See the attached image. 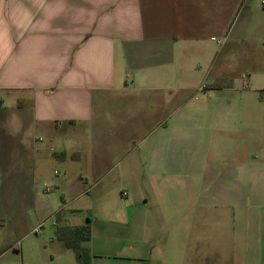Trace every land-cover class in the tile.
Segmentation results:
<instances>
[{"label":"crops","instance_id":"1","mask_svg":"<svg viewBox=\"0 0 264 264\" xmlns=\"http://www.w3.org/2000/svg\"><path fill=\"white\" fill-rule=\"evenodd\" d=\"M262 1L0 0V194L30 158L78 145L81 160L72 130L95 147L157 131L185 168L159 177L173 185L161 209L182 212L175 237L211 254L216 215L233 211L235 256L264 264V89L250 87L264 80Z\"/></svg>","mask_w":264,"mask_h":264},{"label":"rangeland","instance_id":"2","mask_svg":"<svg viewBox=\"0 0 264 264\" xmlns=\"http://www.w3.org/2000/svg\"><path fill=\"white\" fill-rule=\"evenodd\" d=\"M256 86L264 89V80L253 74L250 87ZM87 130L77 128L70 135L84 142L81 160L75 145L64 161L30 158L25 167L16 162L24 172L34 170L28 176L8 174L2 183L0 264H242L235 256L233 211L222 215L223 226L216 215L211 254L202 243L196 248L190 236L175 237L173 220L182 212L165 205L161 209V189L173 185L172 178L159 182V177L185 170L174 160L179 148L158 145L157 131L140 143L146 130L120 131L115 145L95 147L93 131ZM165 148L172 161L158 160ZM183 212L189 216L190 210ZM84 224L92 229L91 239L83 243L90 259L80 263L57 231Z\"/></svg>","mask_w":264,"mask_h":264},{"label":"trees","instance_id":"3","mask_svg":"<svg viewBox=\"0 0 264 264\" xmlns=\"http://www.w3.org/2000/svg\"><path fill=\"white\" fill-rule=\"evenodd\" d=\"M91 236L92 229L90 224L61 226L57 231V237L75 252L80 263H86L90 259V254L87 248L83 246V242L89 241Z\"/></svg>","mask_w":264,"mask_h":264},{"label":"built area","instance_id":"4","mask_svg":"<svg viewBox=\"0 0 264 264\" xmlns=\"http://www.w3.org/2000/svg\"><path fill=\"white\" fill-rule=\"evenodd\" d=\"M264 4V0L262 1ZM128 193L126 191L123 192V196H126Z\"/></svg>","mask_w":264,"mask_h":264}]
</instances>
